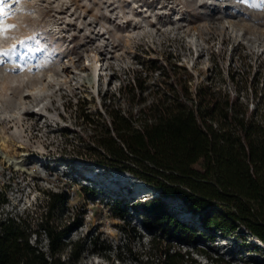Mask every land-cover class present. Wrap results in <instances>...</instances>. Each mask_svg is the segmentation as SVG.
I'll use <instances>...</instances> for the list:
<instances>
[{"label":"rangeland","instance_id":"1","mask_svg":"<svg viewBox=\"0 0 264 264\" xmlns=\"http://www.w3.org/2000/svg\"><path fill=\"white\" fill-rule=\"evenodd\" d=\"M260 3L262 0H4L0 6V29L4 31L0 68L7 66L9 75L14 69L9 59L27 53L57 65L45 77L47 89L24 94V103L17 102L23 113L20 119L14 111L24 87L20 80L6 79L11 100L6 103L0 98V148L17 158L23 155V166L0 155V215H25L30 239L34 232L39 233L40 241L34 240L48 253L39 223L40 214L46 212L40 204L42 188H65L67 201L51 210V219L64 224L82 215V223L68 231L67 239L95 236L98 248L81 250L66 264H140L133 256L148 247L157 225L146 226L144 216L133 207H128L130 213L124 218L118 216L110 200L125 197L130 204L136 195L143 199L146 195L138 193L141 186L129 172H113L95 163L87 151L76 152L73 146L88 132L77 116L79 102L84 98L83 106L94 114L105 112L104 101L134 111L140 102L130 99L129 89L119 86L138 76L145 78L140 95L148 101L153 88L164 84L163 73L153 63L169 66L175 61L180 70L191 74L190 82L210 76L215 87L238 93L250 109L256 105L254 116L264 122V7L253 6ZM8 36L13 42L10 45ZM96 56L102 60V72L97 83H89L87 63ZM32 83L36 79L25 85ZM134 92L132 96L137 98V89ZM44 105L47 110L37 112ZM126 221L139 236L126 234ZM181 244L200 261L206 260L205 251L234 264H264V243L252 233L237 238V254L230 253L232 239L228 238L205 242L197 235L193 242ZM68 251L67 245L55 256L68 260Z\"/></svg>","mask_w":264,"mask_h":264},{"label":"trees","instance_id":"2","mask_svg":"<svg viewBox=\"0 0 264 264\" xmlns=\"http://www.w3.org/2000/svg\"><path fill=\"white\" fill-rule=\"evenodd\" d=\"M153 64L163 73L164 84L153 88L148 101L140 95L145 78L138 76L119 86L140 102L134 111L104 101L105 112L94 114L83 106L82 98L77 116L88 132L73 147L92 154L99 166L129 172L141 186L138 193L147 192L144 199L136 195L130 204L125 197L110 200L118 216L124 218L133 207L144 216L146 226L157 225L148 247L133 256L140 264H234L205 251L206 260L200 261L181 243H191L197 235L205 242L228 238L230 253L236 254L237 238L248 233L264 243V122L254 116L256 105L250 109L238 93L215 87L210 76L190 82L191 74L175 61L169 66ZM134 89L137 98L132 96ZM42 191L40 204L46 212L40 214L39 223L48 253L29 241L25 215L7 214L0 217V264H66L81 250H98L95 236L67 239L68 231L82 223V215L64 224L51 219V210L66 203L67 190ZM125 223L126 234L140 235ZM67 245L68 260L55 256Z\"/></svg>","mask_w":264,"mask_h":264},{"label":"bare ground","instance_id":"3","mask_svg":"<svg viewBox=\"0 0 264 264\" xmlns=\"http://www.w3.org/2000/svg\"><path fill=\"white\" fill-rule=\"evenodd\" d=\"M131 12H132V9H131ZM3 37H4V31H2L0 29V41H2ZM9 37L10 36H8V45L13 43L9 40L10 39ZM44 60H45V57L37 56L33 53H31V54L27 53L24 56L19 55V56L13 58L12 60L9 59V65L12 66V64L14 62V64H13L14 69L11 70L9 72V75H8L9 70H8L7 66L4 65L0 68V72L6 73L5 75H0V78H2V80L0 82V98L4 99L6 101V103L8 102V100H11V98L8 97V91H7L8 86L6 84V81H7L6 79L8 77H12V80H14V79L20 80L21 85L24 87L22 92L20 93L19 97L16 100V105H17V102H23L24 103V101H25V98L23 96L24 94H31L32 92L34 93V90H37V89H44V90L47 89L45 77L47 78V76L49 75V72L52 71L53 68H55L57 64L55 62L47 64V63H45L46 60H45V62H44ZM48 60H50V58ZM87 66L91 70V75L89 77V81H88V78L86 80L89 83H97L99 75L101 74L102 68H103L101 58L98 56L94 57L91 61H88ZM33 79H36V83H34V84L32 83L31 86L25 85L26 81L30 80L32 82ZM5 101H4V103H5ZM15 109L16 110L14 111V113H16L18 116V119H20L21 115L23 114L22 110L18 109V105L16 106ZM46 110H47L46 106L44 105L43 107L39 108L37 110V112L43 113ZM2 143L4 144V141H2ZM0 155L6 161L10 162L13 165L23 166V155L21 158H17L15 156H12L10 153L8 154L7 151L2 150L1 148H0Z\"/></svg>","mask_w":264,"mask_h":264},{"label":"snow or ice","instance_id":"4","mask_svg":"<svg viewBox=\"0 0 264 264\" xmlns=\"http://www.w3.org/2000/svg\"><path fill=\"white\" fill-rule=\"evenodd\" d=\"M16 3H20V0H15ZM244 2H247V0H244ZM4 5V0H0V6ZM254 7H264V0H262V3L253 5ZM0 11H2V7H0ZM10 28H15L17 25H9Z\"/></svg>","mask_w":264,"mask_h":264},{"label":"built area","instance_id":"5","mask_svg":"<svg viewBox=\"0 0 264 264\" xmlns=\"http://www.w3.org/2000/svg\"><path fill=\"white\" fill-rule=\"evenodd\" d=\"M7 216V213H5L4 215H0V217H2V218H5ZM33 240H31L30 239V236H29V239H30V241H31V243H37V241H35L36 239H37V235H36V233L34 232L33 233ZM35 239V240H34ZM47 251V250H46ZM47 253V252H46Z\"/></svg>","mask_w":264,"mask_h":264}]
</instances>
